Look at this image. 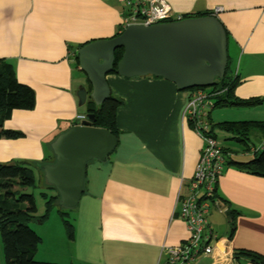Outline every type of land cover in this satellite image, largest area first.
Here are the masks:
<instances>
[{
    "label": "crops",
    "instance_id": "obj_1",
    "mask_svg": "<svg viewBox=\"0 0 264 264\" xmlns=\"http://www.w3.org/2000/svg\"><path fill=\"white\" fill-rule=\"evenodd\" d=\"M167 1L182 17L223 8L217 17L228 36L231 75L237 79L233 93L241 100L264 99V0ZM121 11L117 0H0V59L10 61L18 80L36 94L32 111H15L4 123L5 130L24 136L0 138L1 164L55 162L52 143L78 116H87L86 105L79 107V87L92 91L75 53L86 43L115 37ZM107 80L111 95L123 101L117 110L123 134L107 161L92 169L90 179L87 166L84 195H91L90 206L98 207L99 229L97 237L87 235L84 242L92 249L80 254L78 263L163 264L164 249L188 238L176 212L180 199L190 194L200 160L202 141L185 116L194 91H180L174 83L153 76L124 78L113 73ZM210 118L217 125L264 122V104L216 108ZM219 131L215 130L216 137ZM224 134L227 163L217 188L223 212L213 206L208 218L221 251L264 255V178L238 165L253 160L255 150L263 149L264 138L253 131L257 144L251 141L246 147ZM229 141L244 145L250 158L234 161ZM227 210L236 222L232 238L231 222L223 217ZM197 264L216 263L204 257Z\"/></svg>",
    "mask_w": 264,
    "mask_h": 264
},
{
    "label": "water",
    "instance_id": "obj_2",
    "mask_svg": "<svg viewBox=\"0 0 264 264\" xmlns=\"http://www.w3.org/2000/svg\"><path fill=\"white\" fill-rule=\"evenodd\" d=\"M118 49L123 50V55L114 68ZM77 59L92 89L89 92L85 86L79 87V107L88 101L101 106L111 96L107 77L113 73L124 78H163L180 91L215 86L216 79L222 80L226 72L228 36L214 16L151 26L132 25L111 39L82 46ZM87 119L70 127L52 143L56 163L40 166L59 196L60 208H77L86 191L88 164L94 160L106 162L118 145V139L110 131L93 126V114H87ZM224 215L230 223L231 211H225Z\"/></svg>",
    "mask_w": 264,
    "mask_h": 264
},
{
    "label": "trees",
    "instance_id": "obj_3",
    "mask_svg": "<svg viewBox=\"0 0 264 264\" xmlns=\"http://www.w3.org/2000/svg\"><path fill=\"white\" fill-rule=\"evenodd\" d=\"M121 7L123 19L126 14V9L123 6ZM203 16H212V13H207ZM187 17L192 16L186 15V18ZM118 27L120 32L116 33V36L124 30L122 23ZM80 48L81 47L79 46V49ZM122 55L123 50L118 49L115 53L114 68L117 67ZM75 56L77 59V52L75 53ZM231 73L232 71L228 60L224 78L222 80L216 79L217 84L214 87L194 88L191 89V91L198 89H208L212 91L218 90L221 92L222 94L219 96L213 97L214 109L225 107L253 108L264 104V99L260 98H250L246 100L238 99L233 93L237 79L235 75H231ZM35 103L36 94L34 90L30 86L23 84L18 80L15 68L10 61L6 59H0V138H5L8 140L22 138L24 135L20 132L5 130L4 123L11 119L15 111H32L35 108ZM122 105L123 101L117 97H114L113 95H111L101 106H97L93 101H88L86 105L87 114L90 113L95 116V122L93 123V126L110 131V133H112L118 139V143L120 136H122L123 133L118 129L117 110ZM189 122L194 127V123L191 121ZM207 122L209 123L210 133L214 137H216L215 130L218 129L232 135L234 140L240 143H245L246 147H248V143L251 142L253 131H257L264 138V122L227 123L217 125L211 121V118H208ZM223 151L227 163V150L223 149ZM13 163L15 164L12 165L10 163H0V233L4 242L6 263L51 264L37 262L35 259L36 251L42 241L36 232L31 229L29 223L36 220L35 213L37 208L34 196L22 193V190L35 184V168H37L40 173H43V171L40 169V166L47 163H45V161L35 164L29 162ZM54 163H56V160ZM234 163L238 164L236 162ZM238 165L242 171L264 178V147L261 150H255L253 160L247 163H240ZM218 183L214 193V205L216 206V203H218L219 207L221 208L222 205L217 196ZM50 188L54 187L51 186ZM58 203L59 196L56 194L47 203V211H50L51 207L54 204L58 205ZM61 209L67 210L65 208ZM231 213L233 214V212ZM230 226V238H232L236 231L235 219L232 218ZM70 227L72 230V226ZM234 257L238 261V264H241L242 260L249 261L251 264H264V255L249 250H236L234 252Z\"/></svg>",
    "mask_w": 264,
    "mask_h": 264
},
{
    "label": "built area",
    "instance_id": "obj_4",
    "mask_svg": "<svg viewBox=\"0 0 264 264\" xmlns=\"http://www.w3.org/2000/svg\"><path fill=\"white\" fill-rule=\"evenodd\" d=\"M125 7L122 19L124 28L132 25L151 26L158 23L178 21L177 15L167 0H117ZM223 12L222 7L214 10V15ZM218 90H197L194 92L185 111L186 118L194 123L196 134L202 141L200 160L191 181L190 194L180 199L178 217L188 231V238L182 244L165 248L167 260L163 264H197L204 257H211L216 264H236L230 253L218 248L216 236L209 221L214 204V193L219 178L225 169V157L220 143L211 133L207 122L210 110L214 107L213 97ZM86 117L78 116L77 121ZM216 207L223 212L216 203Z\"/></svg>",
    "mask_w": 264,
    "mask_h": 264
},
{
    "label": "rangeland",
    "instance_id": "obj_5",
    "mask_svg": "<svg viewBox=\"0 0 264 264\" xmlns=\"http://www.w3.org/2000/svg\"><path fill=\"white\" fill-rule=\"evenodd\" d=\"M225 136L224 132L219 131L217 140L220 143H227ZM251 141H254L253 136H251ZM229 142L235 149V153L232 156L234 161H242L250 158V156H246L247 152L245 151L247 148L244 145L239 143L235 144L232 141ZM103 163L96 160L89 163V179L95 172L92 169H96L99 167L98 165H103ZM46 181L45 174L40 173L35 168V184L22 190V193L34 196L37 208L35 213L36 220L29 223L31 229L36 232L42 241L36 251L35 259L37 262L42 263L80 264L78 263V256L82 253H89L92 249L90 245H86L84 240L88 239L87 235L91 237L95 235L97 237L98 234V207L97 205L90 206L91 195L85 194L75 209L62 210L57 204H54L50 211H47V203L57 192L54 188H50V184ZM88 191H91L90 187H88ZM178 211L176 212L177 214ZM224 219L227 221L226 216ZM70 226H72V230ZM224 236L221 235V238ZM230 256L238 264L234 255L230 253ZM0 264H7L1 233Z\"/></svg>",
    "mask_w": 264,
    "mask_h": 264
},
{
    "label": "clouds",
    "instance_id": "obj_6",
    "mask_svg": "<svg viewBox=\"0 0 264 264\" xmlns=\"http://www.w3.org/2000/svg\"><path fill=\"white\" fill-rule=\"evenodd\" d=\"M168 2V1H167ZM172 7V6H171ZM173 9V8H172ZM215 10V9H214ZM212 16H214V17H217V16H215L214 15V11H213V13H212ZM218 18V17H217ZM184 19H186V17H183L181 20H184ZM181 20H178V21H181ZM170 22H174V21H170ZM165 23H168V22H165ZM127 28V27H126ZM125 29V28H124ZM79 68H80V66H78ZM82 72V71H81ZM214 87V86H213ZM210 88V87H209ZM198 90H208V89H198ZM195 91H197V90H195ZM194 91V92H195ZM194 92H193V94H194ZM193 94H192V96H193ZM192 96H191V98H192ZM191 100V99H190ZM190 102V101H189ZM87 105V104H86ZM212 110H214V108H212L211 110H210V112L212 111ZM210 112H209V115H208V118H210ZM85 116V115H84ZM186 116V115H185ZM86 117V120L85 121H87L88 119H87V116H85ZM187 119V118H186ZM85 121H76V123L74 124V125H81L80 123H83V122H85ZM73 125V126H74ZM216 139H217V137H215Z\"/></svg>",
    "mask_w": 264,
    "mask_h": 264
}]
</instances>
